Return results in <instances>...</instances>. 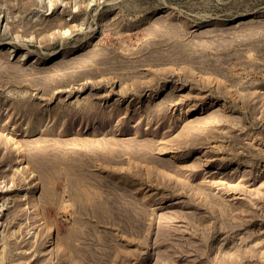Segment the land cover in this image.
<instances>
[{
  "label": "rangeland",
  "instance_id": "rangeland-1",
  "mask_svg": "<svg viewBox=\"0 0 264 264\" xmlns=\"http://www.w3.org/2000/svg\"><path fill=\"white\" fill-rule=\"evenodd\" d=\"M0 264H264V0H0Z\"/></svg>",
  "mask_w": 264,
  "mask_h": 264
}]
</instances>
